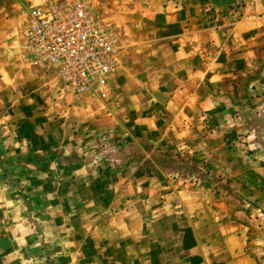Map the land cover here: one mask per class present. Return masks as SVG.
Segmentation results:
<instances>
[{"label":"rangeland","instance_id":"374dc122","mask_svg":"<svg viewBox=\"0 0 264 264\" xmlns=\"http://www.w3.org/2000/svg\"><path fill=\"white\" fill-rule=\"evenodd\" d=\"M41 1L22 0L21 11ZM83 1L118 37V76L101 96L61 98L56 116L8 118L17 130L0 132V176L16 193L10 221L27 225L11 234L36 240L44 264L66 251L84 264L103 207L138 205L147 218L185 196L242 222L245 250L264 264V0ZM247 3L244 73L235 56L245 39L226 22ZM185 21L197 40L179 39ZM215 211L202 207L204 220Z\"/></svg>","mask_w":264,"mask_h":264},{"label":"crops","instance_id":"0c3cea01","mask_svg":"<svg viewBox=\"0 0 264 264\" xmlns=\"http://www.w3.org/2000/svg\"><path fill=\"white\" fill-rule=\"evenodd\" d=\"M21 2L0 0V132L7 139L10 137L5 134L16 129L8 122L11 115H19L25 122L27 119L34 121L37 116L47 118L53 115L54 108L61 110V98L71 97L51 67L31 63L25 57L22 43L27 10L21 11ZM249 13L250 5L247 3L240 9L239 19L231 21L235 17L227 15L229 20L226 22L233 31L242 32L245 39L238 45L235 56L237 62L242 63L244 73L249 69L246 60L250 54V40L246 41ZM184 25L186 27V21ZM179 32V39L185 43L187 39L197 40L200 36L195 26L180 28ZM177 51L183 76L190 63H187V48L179 47ZM117 76L113 75L109 87L114 85ZM17 128L20 133L17 139L21 140L19 138H23L27 128ZM4 181L0 176V264H44V256L36 240L11 234L19 227L27 228V225L10 221L9 211L17 199L11 186ZM178 200L180 204L163 205L161 214L147 218L140 214L143 210H139L138 205H127L128 210L122 205L103 207L104 212L108 209L110 214L106 212L98 223L92 225L94 228L86 237L88 240L83 241V255L87 257L84 264H91L90 260L94 258L99 260V264H257L256 258L245 250L248 235L242 222L219 214L200 200L192 203L185 196ZM204 206L215 211L205 220L202 214ZM122 209L131 212L128 220H121L119 211ZM71 240L67 238L65 245L73 244ZM51 245L59 248L57 242ZM74 256V252L66 251V258L60 256L61 264H71L68 259L72 257L73 261ZM54 258L57 260V255Z\"/></svg>","mask_w":264,"mask_h":264},{"label":"built area","instance_id":"2783aa9c","mask_svg":"<svg viewBox=\"0 0 264 264\" xmlns=\"http://www.w3.org/2000/svg\"><path fill=\"white\" fill-rule=\"evenodd\" d=\"M119 40L85 1L42 0L27 8L22 50L49 66L76 98L101 96L116 71Z\"/></svg>","mask_w":264,"mask_h":264}]
</instances>
